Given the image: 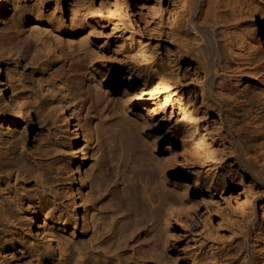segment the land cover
I'll return each instance as SVG.
<instances>
[{
    "label": "bare ground",
    "instance_id": "bare-ground-1",
    "mask_svg": "<svg viewBox=\"0 0 264 264\" xmlns=\"http://www.w3.org/2000/svg\"><path fill=\"white\" fill-rule=\"evenodd\" d=\"M68 3L73 5L71 21L62 13L63 0H23L22 6H30L23 22L32 20L25 30L26 49L35 45L65 64L53 67L33 84L16 78L0 61V123L16 126L21 115L30 118L47 107L59 110L72 131L68 148L76 160L74 172L84 185L82 165L90 154L95 158L92 189L87 194L81 187L71 191L74 180L66 194L75 213L64 211L62 205L59 215H50L48 198L56 186L46 181L37 153L16 128L10 127L8 135L0 131V221L13 226L10 231L0 224V251L4 245L20 242L29 224L42 235L41 220L69 229L78 228L84 217L83 238L64 241V263L73 259V264H233L235 260L256 264L253 251L245 245L255 223L253 209L243 215V245L232 241L237 249L230 244L223 252L215 245L181 247L176 242L173 191L184 188L175 178L172 156L161 157L156 151L151 121L160 123L168 119L170 109L177 111L184 126L173 130V136L192 169V182L225 187L235 177L218 167L205 169L197 155L204 133L211 128L210 113L216 111L212 124L221 141H232L238 161L264 185V0L142 2V30L152 25L163 31L167 23L172 24L175 58L170 78L156 60L131 63L106 54L92 36L95 27L87 11L76 14L74 1ZM8 9L7 0H0V21ZM121 71L128 85L119 89L123 104L140 110L139 114L131 108L124 114L118 102L109 109L99 91L100 87L108 90L110 80ZM145 73L171 88L146 100L145 83L139 80ZM143 176L147 183L154 181L150 188L141 184ZM42 239L44 245L33 252L34 264H54V237L46 234ZM233 251L234 256H229Z\"/></svg>",
    "mask_w": 264,
    "mask_h": 264
},
{
    "label": "rangeland",
    "instance_id": "rangeland-1",
    "mask_svg": "<svg viewBox=\"0 0 264 264\" xmlns=\"http://www.w3.org/2000/svg\"><path fill=\"white\" fill-rule=\"evenodd\" d=\"M63 1L65 7L62 13L68 21H71L73 5L70 7L68 0ZM73 1L76 14H80L84 10L87 11L88 18L95 27L92 36L104 48L106 54L117 60L124 59L131 63L135 60H143L144 63L156 60L159 70L170 78L175 58L171 33L172 24L167 23L163 31L152 29V25L142 30V22L139 20L141 3L147 0ZM162 1L171 5L174 0ZM7 4L9 5L8 12L0 21V61L4 62L7 71L15 72L16 78L25 83L36 84L40 76L55 66L61 68L65 62L35 45L26 49L25 30L32 20L28 18L23 22V18H26L30 6H22L23 0H7ZM148 58L151 61H148ZM122 74L121 71L117 78L110 80L111 85L108 90L105 87H100L99 91L106 99L109 109L112 110L118 102L119 110H123L124 114H129L127 109L131 107L124 106V97L122 91H119L124 85L128 86L122 79ZM146 78L147 74L145 73L139 79L143 80V85L145 83L147 92L144 96L146 100H152L171 88V85H164L153 76L148 77L147 80ZM135 83L138 86V81ZM50 109L51 107L41 109L30 118L21 115L20 122L16 126L8 125L3 121L0 123V131L3 132V135H8L10 127L16 128L18 135L27 141L32 151L37 153L41 172L48 178L46 181L56 186L48 198L47 211L50 212V215H59L61 212L58 211V207L62 205L65 206L64 211L74 214L76 207L66 192L74 180L71 191L75 187H81L84 193L90 192L94 175L92 166L95 158L90 154L82 165L86 180V185H84L83 178L74 172L76 160L68 148L69 140H72V131L68 130L62 113L59 110ZM131 111L139 114L140 110L131 108ZM137 116L139 119L143 118V116ZM167 116L168 119L160 123H157L158 120L151 121L155 129L151 139L156 140V151L161 157L172 156L171 164L175 178L184 188L183 192H181L182 190L173 191L176 197L173 210L175 226L173 235L176 237V242L181 247L190 244L198 248L205 244L215 245L221 247L223 252H228L227 246L230 244L233 246L240 242L243 245L244 237L242 239V236L246 233L243 215L244 212L253 209L255 223L248 231L249 237L245 245L251 252L253 251L256 264H264V185L238 161L232 141L227 139L221 141L212 124V119L218 117L217 112L210 113L212 122L209 125L211 128L204 133L203 142L200 141L201 150L197 155L201 157L205 169L210 166L213 169L218 167L223 173L235 177L234 183L225 187L222 184L217 185L218 187H210L207 182L199 184L192 182L191 178L194 175L192 169L182 159V148L177 142V138L175 137L174 140L173 136V130H180L184 126V118L177 111L171 112V109ZM106 118L104 116L103 120ZM169 128L172 131H169ZM147 181V177L143 176L141 184L147 183ZM153 183L154 181H149L148 188ZM159 188L163 193L160 181ZM75 190L77 191V189ZM187 198L188 200H186ZM164 212L163 204L161 213L164 215ZM23 216L19 220L23 219ZM161 220L159 226H163V218ZM85 223L83 217L78 228L72 225L67 229L41 220L38 225L43 230L42 235H38L36 227L32 228L29 224L30 230L26 234L21 233L22 240L20 242L15 241L3 246L0 251V264H34L33 252L37 250L38 246L44 245L42 237L46 234L54 237L56 245L54 264H73V259L67 263L63 261L64 241L70 238L82 239V232L87 230ZM0 224L6 230L13 231L11 223L0 221ZM152 224L151 221L149 226L151 227ZM17 234L19 235V233ZM234 240L236 242L232 243ZM237 247L233 246L234 249ZM229 256H234V251ZM233 264H240L239 260H235Z\"/></svg>",
    "mask_w": 264,
    "mask_h": 264
}]
</instances>
